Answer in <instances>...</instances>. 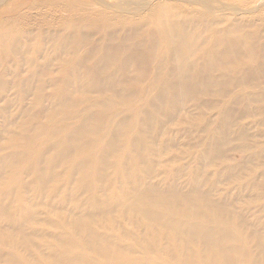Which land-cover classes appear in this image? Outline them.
<instances>
[{
    "label": "bare ground",
    "instance_id": "bare-ground-1",
    "mask_svg": "<svg viewBox=\"0 0 264 264\" xmlns=\"http://www.w3.org/2000/svg\"><path fill=\"white\" fill-rule=\"evenodd\" d=\"M102 1L0 0V264H264V24Z\"/></svg>",
    "mask_w": 264,
    "mask_h": 264
},
{
    "label": "rangeland",
    "instance_id": "rangeland-1",
    "mask_svg": "<svg viewBox=\"0 0 264 264\" xmlns=\"http://www.w3.org/2000/svg\"><path fill=\"white\" fill-rule=\"evenodd\" d=\"M117 1H123V0H113V1L104 0L102 2L111 3V2H117ZM152 1L156 2V0H152ZM171 2H178V3L184 4L186 7L194 9L195 11H204V12L213 13V14H221L223 11L224 12L231 11L232 14H236V13L244 14V13L250 12L251 14L255 16L254 18H256L255 21L257 24L259 25L264 24V20H263L264 19V0H171ZM10 5H11L10 3H7V6H10ZM149 5L150 3L145 4L144 7H147ZM212 8L214 10H212ZM9 16L10 14H6L2 18H8ZM47 16L48 15H45V18H48ZM34 24H35L34 22H31V25H34Z\"/></svg>",
    "mask_w": 264,
    "mask_h": 264
}]
</instances>
